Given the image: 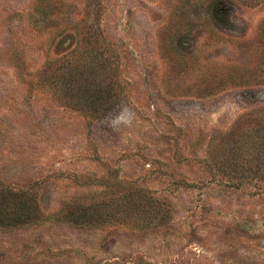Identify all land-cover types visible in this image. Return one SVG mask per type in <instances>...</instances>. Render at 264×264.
<instances>
[{
	"label": "rangeland",
	"instance_id": "rangeland-1",
	"mask_svg": "<svg viewBox=\"0 0 264 264\" xmlns=\"http://www.w3.org/2000/svg\"><path fill=\"white\" fill-rule=\"evenodd\" d=\"M0 264H264V0H0Z\"/></svg>",
	"mask_w": 264,
	"mask_h": 264
},
{
	"label": "clouds",
	"instance_id": "clouds-1",
	"mask_svg": "<svg viewBox=\"0 0 264 264\" xmlns=\"http://www.w3.org/2000/svg\"><path fill=\"white\" fill-rule=\"evenodd\" d=\"M126 113H127V117H121V120H123V122L127 125H131L132 121H133V114L128 110V109H125L124 110Z\"/></svg>",
	"mask_w": 264,
	"mask_h": 264
}]
</instances>
